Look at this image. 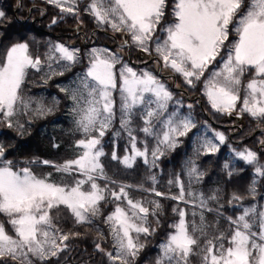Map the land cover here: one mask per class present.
I'll return each mask as SVG.
<instances>
[{"label":"snow or ice","instance_id":"obj_1","mask_svg":"<svg viewBox=\"0 0 264 264\" xmlns=\"http://www.w3.org/2000/svg\"><path fill=\"white\" fill-rule=\"evenodd\" d=\"M47 3L58 7L61 13L75 15L79 11L78 0H47ZM84 11L98 26L106 25L127 37L121 50L127 46L149 55L154 51L159 57L158 63L162 62V69L180 75L190 88L202 84L203 94L216 112L247 113L264 123V0H173L171 5L168 0H89ZM166 14L172 19L162 25ZM4 18L5 13L0 11V20ZM158 28L162 35L157 34ZM232 34L235 39L229 41ZM79 61V49L59 43L50 45L43 59L32 55L27 42L10 46L0 58V123L14 127L11 118L21 110L25 114L34 111L38 116L51 113L52 108L40 103L32 109L31 98L22 95L29 69L41 72L46 66L45 77L51 78L63 75ZM210 65L216 66L209 71ZM246 75L249 78L245 82ZM74 84L69 98L73 102L75 132L80 135L74 143L77 150L74 158L62 163L32 160L29 166L14 167L11 160L3 159L5 148L0 145V214L5 217L0 220V264H47L69 247L65 242L70 237L79 235L64 232L59 227L60 212L70 213L74 224H91L92 218L100 215L101 202L114 204V210L104 220L110 228L114 253L105 252V255L110 264H135L144 247L140 237L156 231L149 217H158L161 205L157 200L145 203L142 199H133L129 194L133 187L199 208V225L195 210L188 220L185 209L173 208L178 219L169 225L172 231L160 243L155 260V264H190V256L197 254L195 249L199 247L200 238L196 233L206 235L203 213L205 209L213 211L207 203L216 200V195L206 198L203 193L186 192L179 176L168 181L178 187L175 195L157 191L154 175L148 177L151 188L117 183L105 172L102 139L116 116L113 94L118 91L120 129L127 134L129 146L128 154L118 157L114 150L111 159L132 168L136 158H143L148 164L151 155V167H156L160 156L176 147L179 137L187 136L197 127L191 113L193 105H187L189 112L183 114L180 111L183 101L174 100L173 93L156 75L147 69L135 70L123 62L118 52L107 48L90 49L87 69ZM61 91L67 89L61 88ZM171 104L176 105L172 111L169 110ZM137 117L142 124L139 131L144 134L143 141H138L133 128ZM15 126L23 129L19 121ZM205 127L209 128L207 124ZM148 137L156 141L150 153ZM225 139L223 133L212 131V138L205 135L200 139L198 151L215 153ZM138 143L143 146L138 147ZM260 143L264 146V140ZM234 152L254 168L248 189L254 196L256 177H264V164L250 149ZM33 164L51 166L58 173L69 174L72 183L52 182L51 173L38 176L30 167ZM188 164L191 184L192 179L199 180L203 173L191 161ZM224 168L228 175L232 174L228 163ZM242 199L233 193L229 203ZM226 219L228 233L220 232L199 247L201 264H264V210L252 205L243 208L235 218ZM156 224L159 225L158 219ZM95 246L104 252L99 243Z\"/></svg>","mask_w":264,"mask_h":264},{"label":"trees","instance_id":"obj_2","mask_svg":"<svg viewBox=\"0 0 264 264\" xmlns=\"http://www.w3.org/2000/svg\"><path fill=\"white\" fill-rule=\"evenodd\" d=\"M172 2L173 0H168L169 5H171ZM20 3L19 9L14 14V9L17 6L16 0H0V11L5 13V18L0 20V58L3 57L6 50L13 44L27 42L32 55H39L43 59L49 43L57 42L68 47L71 45L79 49L80 61L65 71L63 75H55L47 80L42 79L41 72L29 69L24 84L22 85V95L28 98L36 96L39 92L43 91L49 99L54 98V102L51 103L52 111L47 115L37 116L32 111L25 114L22 110L15 116V120L12 121L14 127L9 128L6 124L0 123V145H3L5 148L3 159L11 160L13 163H21L22 167H24L22 164L29 166L28 162L32 160H50L56 163H62L65 160L75 157L72 146L74 147L75 140L79 139L80 135L79 133L68 130L69 124L64 119L67 98L66 94L59 88V85L68 80L77 71L87 67L88 59L85 57V52L90 46L110 44L112 50L116 51L120 48L114 44L109 34H112L117 39L118 43L123 42L127 37L123 35H121V37L117 36L116 32H113L106 25L98 26L95 19L84 11L89 0H78L77 8L79 11L78 14L75 15L61 13L60 9L47 3L45 0H20ZM32 6H36V8L31 9L28 21L25 23L18 22L27 17L28 9ZM38 7L44 9L45 16L43 19L33 22L31 25L29 20L40 18L44 14ZM170 11L171 8L169 7L168 13H170ZM14 16H16L18 21L15 20ZM54 19L56 21L55 23H53ZM171 19L172 17L166 14L165 20L161 22L162 25L170 22ZM92 30H95L94 36L96 37V41L91 45L89 32ZM78 31L85 34V45L82 44V38L80 36L69 37V35H74ZM157 34L162 35L159 28ZM234 38V34L230 35L229 41H232ZM119 40L122 41L119 42ZM122 50L125 53L124 60L127 62L125 49ZM136 53L137 48L131 47V60L136 64H142L151 57H156L153 52L148 59H136ZM152 63H154V61L148 65H140L137 67L130 65L135 70L139 71L141 68L151 69ZM215 66L216 65H210L209 71ZM163 74H173L176 79L175 88L184 89L188 93L189 98L195 96L200 97L203 111L206 116L202 115L197 103L189 102L193 105L191 113L196 119L197 127L202 123H206L222 132H227L229 129L223 128L222 126L227 127V124H229L228 126H239V132L235 129L229 130L230 132H228V134L232 132L235 133V135L232 136L231 140L228 139L227 135L225 143L219 147L215 154L198 156L197 159V165L199 169H201V173H203L200 183L202 193L206 196L215 193L219 197L220 203L219 206L214 208V211L207 212L206 216L210 223L217 222V228L221 232L227 234L229 231V223L226 217L235 218L241 214L243 208L252 205H256L257 209L261 210V204L264 199V177H257L256 193L253 196L249 194L248 189L254 177V168L238 160L233 167L235 171L232 172L231 175H228L224 165L227 161H230L229 156L234 150L243 149L255 151L259 157V162L264 164V151L261 153L256 151V147L261 144L260 141L264 140V123L253 119L247 113L240 114V121L238 123L231 121L227 122L223 115L215 113L211 108L210 103L203 94L202 84L198 83L195 88H190L185 84L180 75L172 71ZM206 74L207 72L205 76ZM159 79L164 82L167 81L161 78ZM168 89L173 93L174 97L182 100L183 104L188 103L181 92L172 90L170 87H168ZM113 95L117 104L118 91L114 92ZM169 110H171V108H169ZM181 110L187 111L184 107ZM220 116H222L224 120ZM209 119L216 125H212ZM17 121L23 125L22 130H18L15 126ZM232 121H234V118ZM116 125H118L117 112L114 118L113 129L107 131L102 139V145L106 153V155L102 157V163L104 164L105 172L108 177L115 180L117 183L133 186L143 185L144 188H151L153 185L148 177L154 175L157 181L155 184L157 191L165 194H178V187L175 184L170 185L168 181L174 180L179 176L184 183L183 161L189 156L192 137L197 131V127L190 131L187 136L179 137V144L171 150H166L164 155L160 156L156 161L157 166L149 169L144 160L139 157L136 158L132 168H126L119 161L111 159V154L114 150L118 157H123L128 154L126 153V148L129 146L128 137H115L113 135V130ZM141 126V121L137 117L133 122V128L136 130L135 134L138 141L145 139L144 134L139 131V127ZM256 130L259 131L253 138L245 142H240L248 138ZM54 145H58V147H54ZM138 147H142V144L138 143ZM30 167L35 174L41 177L51 173L49 179L52 182L58 184L72 183L71 175L58 173L51 166L30 165ZM99 183L103 185L104 181H99ZM109 187L115 188V185H109ZM233 193L239 194L243 199L239 202L234 201L230 204L229 201ZM129 194L133 199H142L145 203L150 200H157L161 205L159 216L155 218L149 217V222L156 231L150 236L140 237V243H142L144 247L140 250L139 255L135 259V264H155V260L160 251V243H162L167 238L168 233L172 231L169 225L178 219L177 215L173 212V208H183L187 212L189 207L183 202L178 203L164 197H156L150 192L138 190L137 187L129 189ZM113 210L114 204L101 202L100 215L93 217L91 224L81 225L74 224L70 213L62 210L59 214L60 219L57 221L59 227L64 232H74L79 233V235L70 237V239L65 242L69 247L57 257H52L47 264H110L105 252L114 253V242L109 225L106 224L104 220ZM190 218L188 213L186 219L189 220ZM4 219L5 217L0 214V220ZM157 219L159 220L158 226L156 224ZM96 243L100 244L104 252L96 249ZM195 252L197 254L190 256L193 260L198 259V248L195 249Z\"/></svg>","mask_w":264,"mask_h":264},{"label":"rangeland","instance_id":"obj_3","mask_svg":"<svg viewBox=\"0 0 264 264\" xmlns=\"http://www.w3.org/2000/svg\"><path fill=\"white\" fill-rule=\"evenodd\" d=\"M45 1H47V0H45ZM55 6V5H54ZM56 7V6H55ZM56 8H58V7H56ZM59 9V8H58ZM66 14H69V13H66ZM96 21V20H95ZM97 23V22H96ZM98 25V24H97ZM116 34H117V36H119V37H121V33H119V32H116ZM120 39V38H119ZM235 39V38H234ZM233 39V40H234ZM122 41V40H121ZM120 40H119V42H121ZM55 43H57V42H50L49 43V45H48V48H49V46L50 45H52V44H55ZM122 43V42H121ZM70 48H74V47H72L71 45L69 46ZM48 48H47V50H48ZM92 48H107V49H109L110 51H112V52H118L119 53V55L122 57V60H123V62H126L125 60H124V58H125V53H124V51L123 50H121V49H119V50H116V51H113L112 50V48H111V45L110 44H106V45H93V46H90L89 47V49L85 52V57L88 59V52L90 51V49H92ZM154 52V51H153ZM157 57V56H156ZM148 58H150V55L148 54V53H144V52H142V51H140L139 49H137V53H136V59H148ZM159 58V57H158ZM127 63V62H126ZM128 64V63H127ZM129 66H131L130 64H128ZM87 66H88V63H87ZM118 66V68L117 69H119V67H120V65H117ZM161 66H162V62H161ZM54 67H55V65H54ZM132 67V66H131ZM86 69H87V67L85 68V69H82V70H79V71H77L74 75H72L68 80H66L65 82H63V83H61L60 85H59V88L61 89V88H65V89H67V91L65 92V91H63L65 94H66V98H67V106H66V111H65V113H64V119H65V121L69 124V128H68V130L69 131H74L75 132V125H74V115H73V113L71 112V109H72V106H73V102H72V100L69 98L70 97V95H71V89L75 86V84H74V82L76 81V79H77V77L79 76V75H81V74H83L85 71H86ZM142 69H146V68H141L140 70H142ZM147 70H149V71H151L154 75H156V70H157V65H156V62H154V63H152V68L151 69H147ZM48 71V69H47V67L45 66L44 67V69H43V71H41V76H42V79L43 80H47L48 78H46L45 77V73ZM171 70L170 69H162V72L163 73H168V72H170ZM208 75V73L206 74V76ZM159 78V77H158ZM182 78V77H181ZM249 78V76L248 75H246V78L244 77V80H245V82L247 81V79ZM183 79V78H182ZM184 81V80H183ZM167 87H170L169 85H170V79L169 80H167L166 82H164V81H162ZM171 89V88H170ZM205 96V95H204ZM28 98H31V100H32V109H35V107L37 106V104L38 103H40V104H43L45 107H47V108H51V103H53L54 102V98H52V99H49L45 94H44V92L43 91H41V92H39L36 96H31V97H28ZM205 98H206V100H207V97L205 96ZM56 99V98H55ZM174 100H179V98H177V97H174ZM208 101V100H207ZM119 104H120V98H119V92H118V100H117V104H116V112H117V118H118V125H116L115 127H114V130H113V135L115 136V137H120V136H125V137H128L127 136V134L125 133V132H123L121 129H120V111H119ZM190 103L188 102V103H185V104H183L184 105V108L187 110V111H182L181 109L183 108H180V111L183 113V114H185V115H187L188 114V112H189V109L187 108V105H189ZM175 107H176V105L175 104H171L170 105V108H171V110L170 111H172V110H174L175 109ZM238 108H239V105H238ZM22 111V110H21ZM20 112V111H19ZM18 112V113H19ZM33 113H34V111H32ZM214 112L215 113H219V114H221V115H223L224 116V118H225V121H227V122H229V121H231V122H236V123H238L240 120H239V118H240V114H237L236 112H233V114H231V115H228V114H226V113H223V112H216L215 110H214ZM17 113V114H18ZM35 114V113H34ZM36 115V114H35ZM38 116V115H37ZM36 116V117H37ZM192 116H193V114H192ZM221 118H222V116H220ZM193 118H194V120H195V122H196V119H195V117L193 116ZM234 118V121H232V119ZM12 119V121H14L15 120V116L14 117H12L11 118ZM223 119V118H222ZM224 120V119H223ZM113 123H114V120H113ZM197 123V122H196ZM205 124L206 123H202L199 127H197V131L194 133V135H193V137H192V141H191V149H190V152H189V156H187L185 159H184V161H183V165H184V169H183V172H184V186H185V190H186V192L187 191H193V192H196V193H202V191H201V187H200V183H201V177L199 178V180H196V179H192L191 180V184H190V178H189V176H188V174H187V172H188V167L190 166L189 164H188V162L189 161H191L192 163H194L195 164V166L197 167V169H198V171L199 172H201V169H199V167H198V165H197V159H198V156H205V155H208V154H215V153H206V152H204V151H198L199 150V148H200V143H199V141H200V139L203 137V136H205V135H207L209 138H212V131H215V132H220V133H223L224 134V136H225V138L227 137V135H228V132H230L229 130L226 132H222L221 130H218V129H215V128H213V127H211L209 124H207L208 126H209V128H206L205 127ZM58 125V124H57ZM229 124H227V126H228ZM59 126V125H58ZM112 127H113V124H112ZM110 128L109 130H111V129H113V128ZM210 129V130H209ZM108 130V131H109ZM117 132H119L120 133V135L119 136H117L116 135V133ZM150 140V141H149ZM141 141H143V139L141 140ZM215 143H217L218 144V141H214ZM147 144H148V148H149V153L151 152V150L156 146V141H155V139H153V138H151V137H148L147 138ZM179 144V142H177V145ZM176 145V146H177ZM143 146V145H142ZM221 145H219L218 146V149H219V147H220ZM72 148H73V153L75 154V156L77 155V150L72 146ZM169 150H171V149H169ZM255 152V151H254ZM140 158V157H139ZM143 159V158H142ZM144 160V159H143ZM229 162L227 161L226 163H228L229 165H230V169H231V171L232 172H234L235 171V168H233L234 167V165H235V163L238 161V160H240L238 157H236L235 156V152H233V153H231V155L229 156ZM23 166H25L24 164H22ZM33 165H36V164H33ZM40 165H42V164H40ZM148 165V167H149V169H152L153 167H151V155H149V163L147 164ZM13 166L14 167H22L21 166V163H13ZM227 172H228V170H227ZM254 174V173H253ZM254 178V177H253ZM256 179H257V177H256ZM189 184H190V187H189ZM213 194H215V193H212L211 195H208V196H206L205 194H204V196L207 198V197H210V196H212ZM216 195V194H215ZM216 197H217V199L216 200H208V203H207V207L208 208H211V209H213V211H214V208L216 207V206H219L220 205V203H219V197L216 195ZM189 200H191L192 198H188ZM176 202H181V201H176ZM187 206L189 207V209H188V213H189V216L191 217L189 220H191L192 219V216H191V213H192V211H196L197 212V216L195 217V220H196V223H197V225H199L200 224V220H199V216H200V210H199V208H193V206H192V204H187ZM261 210H264V199H263V203L261 204ZM208 211L205 209V211H204V217H205V220H204V225H205V227H204V231H205V233H206V235L205 236H200V233L199 232H197L196 233V235L200 238L199 239V247H203V245H204V243H205V240L206 239H211V238H213V237H215V236H217V235H219V233L221 232L218 228H217V222H212V223H210V221H209V219L207 218V216H206V213H207ZM212 212V211H211ZM228 222V221H227ZM207 228V229H206ZM214 232H216V233H214ZM113 239V238H112ZM199 247H198V250H199ZM160 252V251H159ZM197 257H198V259L197 260H193V259H191V257L189 258L190 259V264H201V259H200V253H198V255H197Z\"/></svg>","mask_w":264,"mask_h":264},{"label":"water","instance_id":"obj_4","mask_svg":"<svg viewBox=\"0 0 264 264\" xmlns=\"http://www.w3.org/2000/svg\"><path fill=\"white\" fill-rule=\"evenodd\" d=\"M16 3H17V6H16V8L14 9V14L16 13V11L19 9V7H20V5H21L20 0H16ZM32 8H36V6H32L31 8L28 9V15H27V17H26L24 20H22V21H18V19L16 18V16H14L15 20L18 21V22H20V23H25L26 21H28V19H29V14H30V11H31ZM38 8L41 9V10L43 11L44 14H43L39 19H32V20H30L29 23H30L31 25L33 24V22H37V21H39L40 19H43V17L45 16V11H44V9H43L42 7H38ZM94 31H95V30H92V31L89 32V36H90V38L92 39V40H91V43H90L91 45L94 44L95 41H96V37L93 35V34L95 33ZM77 36H80V37L82 38V44L85 45V39H86V36H85V34H84L83 32L78 31V32H76L74 35H69V37H77ZM109 36H110L111 39L113 40L114 44H115L118 48H120V46H121V44H122L123 42L120 44V43H118L117 39H116L112 34H109ZM120 49H121V48H120ZM123 49H125V52H126V59H127V62H128L129 64H131V65H134L135 67L140 66V65H148V64H150L151 62L155 61L156 64H157L156 75H157L159 78L164 79V80H166V79H171L170 88H171L172 90H175V91L181 92V93L184 95V98H185L187 101L192 102V103H194V102L197 103V106H198L200 112L202 113V115H203V116H206L205 113H204V111H203L202 102H201L200 97H199V96H195V97H193V98H189V97H188V93H187L184 89L175 88V87H174V86H175V83H176V79H175V77H174L172 74H162V66H161V62L158 63V61H159L158 58H156V57H151L150 59L146 60V61L143 62L142 64H136V63H133L132 60H131L130 48L126 46V47H124ZM209 122H210L212 125H216V124H215L213 121H211L210 119H209ZM222 127H223V128H226V129H236L237 132H239V126H235V125H233V126H227V127H226V126H222ZM258 131H259V130L254 131V132H253L248 138L243 139V140H241L240 142H245V141H247V140H250L251 138H253V137L258 133ZM233 135H235V133H231V134H229V135H228V139L231 140V138H232ZM256 150H257V152H260V153H261V152L264 151V146H262V145H258V146L256 147Z\"/></svg>","mask_w":264,"mask_h":264},{"label":"flooded vegetation","instance_id":"obj_5","mask_svg":"<svg viewBox=\"0 0 264 264\" xmlns=\"http://www.w3.org/2000/svg\"><path fill=\"white\" fill-rule=\"evenodd\" d=\"M39 10V9H38ZM41 14H42V11H41ZM86 40V39H85Z\"/></svg>","mask_w":264,"mask_h":264}]
</instances>
